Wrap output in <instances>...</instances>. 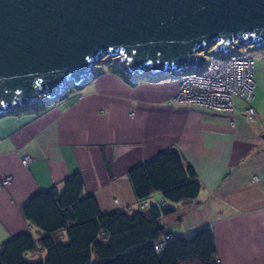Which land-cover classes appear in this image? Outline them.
Instances as JSON below:
<instances>
[{
    "label": "crops",
    "instance_id": "0c3cea01",
    "mask_svg": "<svg viewBox=\"0 0 264 264\" xmlns=\"http://www.w3.org/2000/svg\"><path fill=\"white\" fill-rule=\"evenodd\" d=\"M175 81L129 86L103 69L40 116H4L0 180L9 182L0 187V242L28 228L19 211L24 200L51 185L60 188L74 172L102 211L137 208L127 171L172 146L194 169L201 190L159 225L173 235L208 225L220 264H264V110L253 108V96L250 119L240 113V99L233 113L171 104ZM159 199L154 193L146 201Z\"/></svg>",
    "mask_w": 264,
    "mask_h": 264
},
{
    "label": "water",
    "instance_id": "95a60500",
    "mask_svg": "<svg viewBox=\"0 0 264 264\" xmlns=\"http://www.w3.org/2000/svg\"><path fill=\"white\" fill-rule=\"evenodd\" d=\"M213 44L264 48V0H0V117L82 88L101 60L164 74Z\"/></svg>",
    "mask_w": 264,
    "mask_h": 264
},
{
    "label": "trees",
    "instance_id": "16d2710c",
    "mask_svg": "<svg viewBox=\"0 0 264 264\" xmlns=\"http://www.w3.org/2000/svg\"><path fill=\"white\" fill-rule=\"evenodd\" d=\"M103 69L129 86L175 78L147 71L129 75L115 59L99 61L90 78ZM71 89L12 114L40 116L67 98ZM126 178L139 201L137 208L102 211L95 196L83 192L78 172L66 176L60 188L51 185L32 193L19 207L28 228L0 242V264H220L210 226L173 235L158 223L163 215L194 201L201 190L194 169L177 148L166 147L131 166ZM154 193L160 199L147 203Z\"/></svg>",
    "mask_w": 264,
    "mask_h": 264
},
{
    "label": "built area",
    "instance_id": "2783aa9c",
    "mask_svg": "<svg viewBox=\"0 0 264 264\" xmlns=\"http://www.w3.org/2000/svg\"><path fill=\"white\" fill-rule=\"evenodd\" d=\"M230 45L226 54L220 49L211 47L200 52L202 63L192 65L178 73L177 87L170 97V103L175 105H196L215 112H234V99H240L247 104L240 112L247 118L252 117V108L249 101L254 91L252 79V61L246 53H240ZM215 48V50H214ZM23 165L28 162L22 157ZM9 179L0 181V187L8 184ZM115 201V200H114Z\"/></svg>",
    "mask_w": 264,
    "mask_h": 264
},
{
    "label": "rangeland",
    "instance_id": "374dc122",
    "mask_svg": "<svg viewBox=\"0 0 264 264\" xmlns=\"http://www.w3.org/2000/svg\"><path fill=\"white\" fill-rule=\"evenodd\" d=\"M250 46L251 45H247L246 47H240V48L233 47L232 50H235V51L240 52V53H246L249 56V58L251 59V61H252V79H253L254 84H255L254 92H253L252 106H253V108L257 107V109L264 110V48H251ZM211 49L212 48L210 46L208 48V51H211ZM111 59H114V58H111ZM113 62L114 61H112L109 64H113ZM101 65L106 66L105 63L101 64ZM101 65H99V66H101ZM94 78H90L86 83H88L89 81H91ZM173 79L176 80V78H173ZM175 83L177 85V81H175ZM71 91L76 92L75 89H71ZM238 100L239 99H237V98L234 99V106L236 109H238L240 106V103L237 102ZM244 104L246 107L247 104L245 102H244ZM189 105H191V104H189ZM252 114H254V112H252ZM3 117L0 118V120L3 119ZM244 117L246 118V116H244ZM252 117H253V115H252ZM248 119H250V118H248ZM230 126L231 127L233 126L231 124V122H230ZM20 162L22 163V159H20ZM252 180L256 181V177H252ZM3 186H5V185L3 184ZM114 200L116 202V199H114Z\"/></svg>",
    "mask_w": 264,
    "mask_h": 264
},
{
    "label": "bare ground",
    "instance_id": "6f19581e",
    "mask_svg": "<svg viewBox=\"0 0 264 264\" xmlns=\"http://www.w3.org/2000/svg\"><path fill=\"white\" fill-rule=\"evenodd\" d=\"M199 53H200V52H199ZM199 53H198V54H199ZM179 72H182V70H181V71H178V72L168 71V72H166V73H164V74H171V75L174 74V75H175L174 77L176 78V77H178V73H179Z\"/></svg>",
    "mask_w": 264,
    "mask_h": 264
},
{
    "label": "clouds",
    "instance_id": "9594fccd",
    "mask_svg": "<svg viewBox=\"0 0 264 264\" xmlns=\"http://www.w3.org/2000/svg\"><path fill=\"white\" fill-rule=\"evenodd\" d=\"M214 45V44H213ZM213 45H211V47L213 46ZM251 47V46H250Z\"/></svg>",
    "mask_w": 264,
    "mask_h": 264
}]
</instances>
